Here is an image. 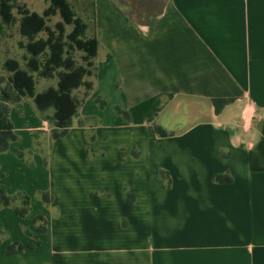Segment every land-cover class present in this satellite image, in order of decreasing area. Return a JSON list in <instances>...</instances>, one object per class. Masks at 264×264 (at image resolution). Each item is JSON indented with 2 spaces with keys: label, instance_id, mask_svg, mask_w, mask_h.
Returning a JSON list of instances; mask_svg holds the SVG:
<instances>
[{
  "label": "crops",
  "instance_id": "1",
  "mask_svg": "<svg viewBox=\"0 0 264 264\" xmlns=\"http://www.w3.org/2000/svg\"><path fill=\"white\" fill-rule=\"evenodd\" d=\"M90 7L96 76L67 137L50 140L31 99L10 105L18 141L0 154V185L31 208L0 210V264H264V0ZM13 242L34 250L9 256Z\"/></svg>",
  "mask_w": 264,
  "mask_h": 264
},
{
  "label": "trees",
  "instance_id": "2",
  "mask_svg": "<svg viewBox=\"0 0 264 264\" xmlns=\"http://www.w3.org/2000/svg\"><path fill=\"white\" fill-rule=\"evenodd\" d=\"M19 0H0V32L18 24L19 36L26 42L19 41L18 48L25 51L24 65L13 58L3 62L0 72V95L4 102H0V154L10 150L13 143L18 141L10 120V105L19 106L23 99H31L37 112L51 125L50 140L56 141L67 137L74 119H78L79 109L93 90V79L96 76L95 59L98 53V42L94 36L86 35L88 25L80 18L67 0H49L48 7L38 14L29 11L25 5H18ZM19 16L17 20L13 11ZM59 16L60 21L53 27L47 25L51 17ZM70 27L69 33L66 28ZM44 34V37H40ZM82 54L81 63H77L74 53ZM55 80L52 87L41 93H36V79ZM81 88L85 92L83 98L75 95ZM100 109L107 105L102 97L95 101ZM49 112H51L49 114ZM116 112L127 114L116 109ZM83 122L95 123V118L79 119L81 127ZM153 134L167 137L168 133L161 127L154 126ZM92 142L95 136L89 137ZM15 155L22 161L31 156L32 152L24 153L14 150ZM162 176V173H161ZM221 181V178H216ZM44 204H50L52 198L48 193H42ZM18 203L17 206H14ZM0 206L12 207L15 214L24 218L30 207V198L22 192L8 196L6 190L0 185ZM40 233L46 232V220L40 215L33 219ZM29 250L34 245L29 244ZM25 248L19 243L7 247V255H20Z\"/></svg>",
  "mask_w": 264,
  "mask_h": 264
},
{
  "label": "rangeland",
  "instance_id": "3",
  "mask_svg": "<svg viewBox=\"0 0 264 264\" xmlns=\"http://www.w3.org/2000/svg\"><path fill=\"white\" fill-rule=\"evenodd\" d=\"M67 1L71 4V6L73 7V9L76 12V14L87 23L89 29H88L86 35L89 36L90 35V30L92 29V26H91V22L92 21H91V15H90V8H91L90 7V2H91V0H67ZM17 4L20 5V6L21 5H25L26 8L29 11H31V12H36L38 14H42V12L48 7L49 0H19L17 2ZM13 13H14L16 19L18 20L19 16H18V14L16 12V9L13 11ZM58 21H60V17L59 16L51 17V18H49L47 20V25L50 26V27H53V25L56 22H58ZM70 30H71L70 27L66 28V32L67 33H69ZM40 37H44V34H41ZM19 41L26 42V40L22 39L19 36V34H18V24H14V25H12V26H10L8 28L5 27L0 32V72H2V66L1 65L3 64L5 59H7V58L16 59V60H18L21 63L22 66L24 65V61H23L24 58L23 57L25 55V51L24 50H20L18 48V42ZM73 55H74V58L77 61V63H81L82 54L79 53V52H75ZM55 83H56L55 80H47V79L37 78L36 79V93L43 92L48 87L54 86ZM84 92H85L84 88H81L78 92L75 93V95H76V97L78 99H81V98H83ZM86 100L84 101V103L86 102ZM84 103H82L81 106ZM81 106H80V108H81ZM96 106H97V108H99L97 104H96ZM99 110H103V109L99 108ZM50 113L51 112H49V114ZM183 122H185V119L183 117H181L178 123L182 124ZM96 124L97 123H90V122H83L82 123L83 128L87 131V137L88 138L91 137L92 135H94V132H95V128L94 127L96 126ZM177 128H181V127L179 125L177 127L176 126H171V130H175ZM33 139H35V142H36L37 137H33ZM35 142L33 143V150L34 151H36ZM34 144H35V146H34ZM41 149L44 152H46L49 149L48 142L42 143ZM37 150H39V149H37ZM50 197H51V195H50ZM41 201H42V199H41ZM17 205H18V203L14 204V206H17ZM30 208L31 207H29V211H30ZM3 209H9V211L15 217L19 218L20 220L25 219L26 216L29 214V212H28V214L24 218H21V217H19L18 215L15 214V212H14L12 207L5 208V207H1L0 206V210H3ZM31 225L33 227H35V225L33 224V221L31 223ZM26 230H27L26 228H21V231H23L25 236H26V234H25ZM35 230H36L37 235H41L42 236V235L46 234L47 227H46V232L45 233H40L36 229V227H35ZM6 236H8V233L5 231V229L2 227V225H0V246H1V243L7 241ZM27 238H29L31 241H33L34 243L39 245V239H38V237L35 234L27 233ZM13 243H8L6 246L8 247V245L13 244ZM19 244L23 245L22 243H19ZM29 244L34 245L32 242L31 243L30 242L26 243L25 245H23L24 248H25V251H32V250H29V248H28ZM7 247L5 249V251H6L5 253L6 254H7ZM9 256H12V255H9Z\"/></svg>",
  "mask_w": 264,
  "mask_h": 264
}]
</instances>
